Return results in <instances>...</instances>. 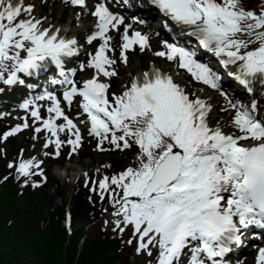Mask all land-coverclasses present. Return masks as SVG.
Instances as JSON below:
<instances>
[{
  "label": "snow or ice",
  "instance_id": "snow-or-ice-1",
  "mask_svg": "<svg viewBox=\"0 0 264 264\" xmlns=\"http://www.w3.org/2000/svg\"><path fill=\"white\" fill-rule=\"evenodd\" d=\"M64 2L95 18L86 39L98 46L78 67L67 66L81 50L67 26L34 14L33 2L0 0V93L16 85L34 90L28 79L48 71L51 83L63 86L60 94L45 88L27 95L19 104L22 122L0 141L32 128L34 140L46 134L43 157L60 158L68 145L71 158L86 132L100 153L130 152L119 168L104 163L95 178L83 176L85 187L107 202L105 229L132 246L142 264H233L228 257L245 244L256 248L253 264H264V115L257 99L245 103L224 86L228 76L245 95L255 97L257 84L264 95V0H147L160 17L158 47L151 31L137 27L150 20L113 9L128 0ZM135 51L163 63L150 59L113 91L119 66ZM181 69L189 79L178 78ZM78 70L88 75L77 80ZM207 89L230 113L223 125L211 119ZM74 102L79 110L70 115ZM44 164L20 149L0 179L14 173L21 189L36 188L48 180ZM37 173L43 179H33ZM66 229L73 230L70 212Z\"/></svg>",
  "mask_w": 264,
  "mask_h": 264
},
{
  "label": "rangeland",
  "instance_id": "rangeland-1",
  "mask_svg": "<svg viewBox=\"0 0 264 264\" xmlns=\"http://www.w3.org/2000/svg\"><path fill=\"white\" fill-rule=\"evenodd\" d=\"M40 7H41V5H40ZM50 8H52V7H48V11L46 12V14H49ZM57 9H58L57 7H54V9L52 10V13H51V15L53 16L54 19L56 18L55 12L57 11ZM135 64H137V59L134 60L133 67L135 66ZM127 75H128V68L123 69V76H127ZM18 141L21 142L22 140L19 139ZM0 142L3 143L5 146L6 141H0ZM88 151H89V153H88L89 158L84 159V158L79 156L76 159L77 161L75 160V162L70 164V166L65 162H61L62 166H59L58 168H56L55 166L52 165L54 163L53 161L49 162V163H51V166L49 167L50 171H48L50 176L54 179L59 180L61 183H64L66 185L65 190L67 192L65 191V196L68 197L69 199L71 198V193H72L73 187H72V185L67 183L69 180H67L66 178H63L62 176H59V174L65 173V171L62 172L61 167H63V169H66V172H67L66 175H69V169L66 168L67 166H69V168L71 166H73L74 167V173H76V172L84 173L85 171H88L90 169H96L97 167L95 165H97V164L101 166V164L107 163L108 156L110 155L107 153L98 154V153H96L95 150H93V148H88ZM83 154H84V152H83ZM127 159L125 161L126 163H127ZM59 168H60V170H59L60 172L58 171L57 172L58 175H56V170ZM82 173H79V174H82ZM77 184H80V185H82V187H84L83 186L84 179H80L79 181H77L76 185ZM45 190H48L45 194L50 197L49 199L46 198L44 196V194H38V195L30 198L29 201L27 202V204H21V205H25V212L26 213H30V214L32 212L33 213H39L41 210H45L47 208V206L52 205L53 202H57L59 204V198L55 194V192L51 189V187L50 186L46 187L40 193H44ZM44 199H48V201H46L45 205L43 204V202H45ZM97 207H98L99 211L102 213V215L100 216V218L98 219V221L96 223L93 222L87 226L86 221L83 222L82 220H79V221L77 220V223L75 224V227L80 229L79 232L75 233V235H76L75 241L79 246L83 245V243H86L87 245L91 244V240H93L96 236L101 237V235L103 233H106V232H110L111 234L117 235L116 233H113L111 231V227H109L107 230L105 229V225L103 222L107 218V213L103 212V208L107 207V206L103 205V203H98ZM8 224L9 223L6 222V225H8ZM43 224H45V223H43ZM47 225H48V231H51L52 225H49V224H47ZM6 232H7V233H5L6 237H7L6 241L13 239V236L10 234L11 232L8 229H6ZM52 232H53V235H51V245H53V246L56 245L57 247H59L61 240L57 239L58 232L56 230H53ZM8 242H10V241H8ZM53 246L51 247V252H48L47 255L44 256L43 258H39L38 255H35V254L33 255L31 253H27L28 255L26 254L25 257L18 258V260H21V262H17L18 260H16L13 262V264L15 262H16V264H67L68 261H65V260L62 261V259H60L59 249H56ZM133 253H134L133 249H130L131 264H134V263L142 264L143 258L138 257V256H136V258H135L132 255ZM71 254L73 255L72 249H71ZM71 254L67 252L66 259H67V257L72 258ZM87 254H89L88 251H87ZM61 255H64V253L62 252V249H61ZM52 257L58 258L59 261L57 260V261L53 262ZM73 262H75L74 258H72L71 264H75Z\"/></svg>",
  "mask_w": 264,
  "mask_h": 264
},
{
  "label": "trees",
  "instance_id": "trees-1",
  "mask_svg": "<svg viewBox=\"0 0 264 264\" xmlns=\"http://www.w3.org/2000/svg\"><path fill=\"white\" fill-rule=\"evenodd\" d=\"M11 200L8 198H5L3 196H0V212L3 214L0 216V264H13L14 261L18 260V258H23L26 256L27 253L38 255L39 258H43L47 255L48 252H51V238L50 241H46L47 237H42L40 235H36L35 228L33 229H23L20 226L21 220V214L14 212L11 208ZM10 209L12 210L10 212ZM8 216V218H12L11 226L5 225V218ZM6 229H8L13 236V239L7 240L6 237ZM64 240V239H63ZM63 240L61 241L59 247L54 245L56 249H59L60 252V259L68 261L67 264H71V260L73 258V255L71 254V249L75 250V246L73 248H70L68 251L64 253V255H61V249L63 248ZM47 242V243H46ZM62 246V247H61ZM91 246V247H90ZM84 252L88 251L89 254L86 253V256L88 257L89 261H86L85 264H109V262L103 257L102 253V246L97 245L96 248L94 245H85L84 246ZM67 252L71 254L72 258L67 257ZM95 254H100L99 257H96ZM28 255V254H27ZM91 255L94 256V258L91 257ZM53 262L59 261L58 258L52 257ZM82 258L77 260L75 264H82L81 263ZM113 264V262L111 263Z\"/></svg>",
  "mask_w": 264,
  "mask_h": 264
},
{
  "label": "bare ground",
  "instance_id": "bare-ground-1",
  "mask_svg": "<svg viewBox=\"0 0 264 264\" xmlns=\"http://www.w3.org/2000/svg\"><path fill=\"white\" fill-rule=\"evenodd\" d=\"M28 1V0H27ZM35 1V0H34ZM258 2V0H249V3H253V4H256ZM155 44H158V40L155 42ZM70 59H73V58H70ZM153 59H157L156 57H154L153 56ZM125 81V80H124ZM123 81V82H124ZM54 86H57V84H53ZM59 85V84H58ZM3 214L0 212V216H2ZM29 215H30V218H33L36 214L35 213H29ZM0 224H1V222H0ZM47 235H48V228L46 227L45 229H44V231H43V236L44 237H47ZM48 239L49 238H47V239H45L46 241H48ZM49 241H50V239H49ZM51 242V241H50ZM47 243V242H46ZM71 247H73V244H71L70 246H68V247H65V248H62V252L63 253H65L66 251H68ZM100 255V254H99ZM99 255L98 254H95V256L96 257H99ZM91 257L92 258H94V256L93 255H91ZM87 259H88V257H86ZM107 261H109V259L107 260ZM17 262H21V260H18Z\"/></svg>",
  "mask_w": 264,
  "mask_h": 264
}]
</instances>
